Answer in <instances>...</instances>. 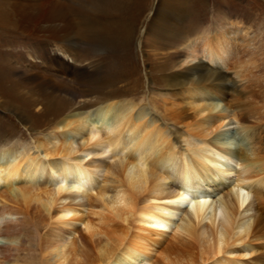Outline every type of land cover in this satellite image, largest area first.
<instances>
[{"label": "bare ground", "instance_id": "1", "mask_svg": "<svg viewBox=\"0 0 264 264\" xmlns=\"http://www.w3.org/2000/svg\"><path fill=\"white\" fill-rule=\"evenodd\" d=\"M193 4L158 0L137 40L163 70L172 65L164 82L188 96L167 109L169 125L135 101L109 93L92 104L74 88L107 68L83 58L87 37L110 39L108 79L136 73L126 53L144 0H0V98L18 99V125L43 136L28 148L0 140V255L9 264L51 237L43 264H249L264 252V164L241 146L256 137L243 126L217 133L233 124L219 102L227 71L249 52L247 32L238 37L244 29L229 30L228 18L212 35L189 27ZM189 119L180 135L169 128ZM168 230L175 242L154 259Z\"/></svg>", "mask_w": 264, "mask_h": 264}, {"label": "rangeland", "instance_id": "2", "mask_svg": "<svg viewBox=\"0 0 264 264\" xmlns=\"http://www.w3.org/2000/svg\"><path fill=\"white\" fill-rule=\"evenodd\" d=\"M94 1L103 7L107 3V0ZM134 1L135 0H116L120 5L124 4L127 6L133 4ZM157 2L158 0H144V14H142L138 22L132 26L134 27V34L129 40V49L131 51L128 49L126 54L129 55L130 61L138 67L136 73L119 74L113 76L111 80L108 79L107 76H109V73L107 70H112L110 69L112 67V60L111 58H107V60L105 58L112 57L114 53V51H112V44L109 41L110 39L104 35H96V37L94 36L91 38L87 37L80 40V52L83 58L85 60L93 59L96 61L104 59L105 64L107 63V68H105V73H93L89 81L85 79V84L81 80H74V82L76 81L78 83L74 85V88L77 89V91L78 89L82 92L84 91L87 100H91L92 104H96L99 102V99L102 97L105 98L109 93H113L114 97L119 96L117 99L135 101L137 104L152 109L150 111L153 117L165 118V120L170 123L169 125H172L173 122H170L168 119L169 112H167V109H170L169 111H175L176 108L170 107L172 103L180 107H185L183 101H187L188 96L183 93V89L180 88V86L171 88V86H167L164 82L166 76L175 72L172 65H168L166 71L163 70L165 60L157 55L154 48L148 44L144 46H142V44L138 46L137 44V40H140V30L145 29L146 25H148L150 19L149 14L154 12ZM193 3L197 14L194 15L196 20L193 18V22L189 27L197 29L206 28L210 33L209 35H212L216 31L219 22L226 21L222 19L228 18V23H231L227 26L229 30L234 31L239 27L242 30L244 29L242 34L240 32L237 33L238 37L247 32V38L244 44L250 45L249 52L243 57L240 64H234L231 69L229 68L227 71L226 80L223 82L225 88L223 92L224 95L221 94L222 96H220L223 98L221 99L223 102L215 100L221 105L229 107V109L227 108L228 110L224 112L226 115L225 123L229 124L233 121V124L225 126L217 133L227 131L228 129L235 134L236 130L241 126L248 128V133L251 134V136L254 134L256 138L250 141L251 144L244 142L241 146L253 150L255 152L254 157L261 161L262 165L264 164V0H193ZM82 17L85 18L86 16L84 15ZM83 21L87 23L88 20L83 19ZM233 36L234 35H232V37ZM252 40L253 42H250ZM0 50L4 52L7 51L8 48L7 46L1 45ZM17 50H20V47L17 48ZM117 54V56L123 55L118 52ZM64 59L67 63H72L70 58ZM70 75H72V73H69V75L65 77H71ZM14 76L18 78L19 74H14ZM18 92L21 97H23L22 100L27 99L30 95V93H28L29 90L25 89V87L19 88ZM18 105V99L10 103L6 99L0 98V140L1 142L6 140L7 142L17 143L24 148H28L31 147V144L37 139L43 136L35 132H28L18 125V121L13 114L14 112L20 113L18 111ZM35 110L39 109H34L33 114L36 115ZM59 117L60 115H54V118ZM191 122H193L192 119L185 120L182 122L183 124L178 127L170 126L169 128L176 135H180L186 130L185 125ZM160 124H163V122ZM218 124L219 123H217V125ZM203 130L204 129L193 128V132L201 136L204 132H207ZM231 134L233 135V133ZM174 136L173 134V140H175ZM236 137L237 140H241L239 134H237ZM118 223L116 224L119 225ZM176 223H179V221L177 220ZM117 225L113 227L116 228ZM167 232L169 234L167 233V235H164V238H157V243H160L162 246L160 244H155L153 245L154 247L152 246L151 248L154 259H158V257H156L158 253L164 251L168 246L171 247V244L175 242V239L173 240L172 237L173 232L171 233L170 230ZM56 241L54 237H51L48 238L45 243L48 245L55 244ZM45 243H43L39 249L35 247L34 243H31V245L23 251L24 256L20 257L19 264H43L44 262L40 260L42 259L41 251H44L46 248ZM191 252H195V250L191 249ZM262 257H264V252H258L245 257L243 261L249 264H264V258ZM4 258L5 257L0 255V263L9 264Z\"/></svg>", "mask_w": 264, "mask_h": 264}]
</instances>
